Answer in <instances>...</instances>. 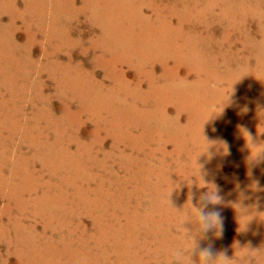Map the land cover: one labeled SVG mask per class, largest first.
<instances>
[{
    "label": "rangeland",
    "instance_id": "1",
    "mask_svg": "<svg viewBox=\"0 0 264 264\" xmlns=\"http://www.w3.org/2000/svg\"><path fill=\"white\" fill-rule=\"evenodd\" d=\"M179 1L0 0V264H264V0Z\"/></svg>",
    "mask_w": 264,
    "mask_h": 264
},
{
    "label": "clouds",
    "instance_id": "2",
    "mask_svg": "<svg viewBox=\"0 0 264 264\" xmlns=\"http://www.w3.org/2000/svg\"><path fill=\"white\" fill-rule=\"evenodd\" d=\"M219 203L220 197L215 189L202 194L196 203H191L195 209L192 217L195 231L202 239H207L209 233L222 235L223 218L220 211L214 207ZM171 254L174 264H219L221 257L227 259L223 253H215L211 243L202 247L196 238L190 248L178 247ZM184 257H187V260Z\"/></svg>",
    "mask_w": 264,
    "mask_h": 264
},
{
    "label": "bare ground",
    "instance_id": "3",
    "mask_svg": "<svg viewBox=\"0 0 264 264\" xmlns=\"http://www.w3.org/2000/svg\"><path fill=\"white\" fill-rule=\"evenodd\" d=\"M98 2H102V3H104V7L107 9V10H109V11H111V13L112 14H115V16H117V14H116V11L117 10H119L116 6H121L120 7V9L122 10V11H124V9H125V7H124V4H123V2H124V0H97ZM125 1H127V0H125ZM139 1V0H138ZM179 1V0H178ZM196 1V0H195ZM180 2V1H179ZM183 2V1H182ZM187 2H190V1H187ZM187 2H185V3H187ZM194 3V2H193ZM99 4V3H98ZM159 4V3H158ZM189 4V3H188ZM181 6V5H180ZM189 7V6H188ZM21 8V7H20ZM142 8V7H141ZM140 10V9H139ZM144 10V9H143ZM183 10V9H182ZM191 10V9H190ZM141 11H139V12H137V13H134L133 14V12L132 11H130V18L131 17H134V21L137 19V23L138 24H140V25H143L142 27H145V25H146V23L147 22H144L143 20H145L146 19V16L143 14V13H140ZM146 12V11H145ZM121 15V14H120ZM94 16V15H93ZM125 16H127V12L125 13L124 12V14H122V16H121V18H124ZM162 16V15H161ZM91 17V16H90ZM97 17V16H96ZM148 18V17H147ZM99 19V18H98ZM140 19H141V23H139V21H140ZM123 20V19H122ZM101 23H102V21H101ZM98 24V23H97ZM206 25V24H205ZM98 26V25H97ZM102 26V25H101ZM118 26V25H117ZM123 27V26H122ZM141 27V28H142ZM205 27V26H204ZM162 28V27H161ZM190 28V27H189ZM192 28V27H191ZM50 29V28H49ZM200 29V28H199ZM202 29V28H201ZM208 30V29H207ZM127 31V30H126ZM135 31V29L133 30V32ZM130 32H132V28L130 29ZM203 33V32H202ZM158 35V34H157ZM96 36V35H95ZM200 36H202V35H200ZM211 36V35H210ZM252 36V35H251ZM255 39V38H254ZM209 41V40H208ZM212 42V41H211ZM215 42V41H214ZM249 42V41H248ZM254 42V41H253ZM208 43V42H207ZM216 43V42H215ZM251 43V42H250ZM247 44V43H246ZM141 45V44H140ZM140 47V46H139ZM250 47V46H249ZM208 48V47H207ZM252 48V47H251ZM209 49V48H208ZM244 49V48H243ZM222 50V49H221ZM231 50V49H230ZM254 50V49H253ZM217 51V50H216ZM225 51V50H224ZM190 54V53H189ZM73 55V54H72ZM235 55V54H234ZM237 55V54H236ZM85 57V56H84ZM232 57V56H231ZM234 57V56H233ZM232 57V58H233ZM79 58V57H78ZM220 59H221V57H220ZM245 59V58H244ZM145 60V59H144ZM1 61V60H0ZM136 61V60H135ZM220 61V60H219ZM250 61H251V59H250ZM259 61V60H258ZM60 62V61H59ZM234 64V63H233ZM251 65H252V63H251ZM40 70V69H39ZM251 73V72H250ZM44 74V73H43ZM46 74V73H45ZM90 78V77H89ZM260 78H262V80H264V77L261 75V77ZM93 79V78H92ZM108 81V80H107ZM240 81V80H239ZM55 82V81H54ZM112 82V81H111ZM219 88V87H218ZM51 90V89H50ZM67 90V89H66ZM31 93V92H30ZM122 93V92H121ZM83 94V93H82ZM241 96V95H240ZM141 97V96H140ZM130 98V97H129ZM131 99V98H130ZM4 101V100H3ZM77 101V100H76ZM31 103V102H30ZM78 105V104H77ZM80 106V105H79ZM141 106V105H140ZM32 107V106H31ZM42 108V107H41ZM208 109V108H207ZM264 109V108H263ZM61 111V110H60ZM38 112V111H37ZM169 112H170V110H169ZM175 112V111H174ZM261 112V111H260ZM31 113V112H30ZM146 114V113H145ZM171 114V113H170ZM86 115V114H85ZM100 115V114H99ZM90 116H91V114H90ZM25 119V118H24ZM41 119V118H40ZM98 119V118H97ZM104 120V119H103ZM14 121V120H13ZM44 121V120H43ZM231 121V120H230ZM241 121H242V119H241ZM244 123V122H243ZM19 131V130H18ZM51 131V130H50ZM35 132V131H34ZM210 132V131H209ZM80 133V132H79ZM213 133V132H212ZM264 135V134H263ZM47 136V135H46ZM74 138V137H73ZM86 138V137H85ZM26 140V139H25ZM192 141V140H191ZM88 142V141H87ZM66 144V143H65ZM68 144V143H67ZM259 146H261L262 145V141H260L259 140ZM24 145V144H23ZM108 146V145H107ZM109 148V147H108ZM30 150V149H29ZM27 152V151H26ZM33 152V151H32ZM95 152V151H94ZM75 153V152H74ZM101 153V152H100ZM175 154V153H174ZM74 155V154H73ZM101 155V154H100ZM199 159V158H198ZM263 160H264V157H263ZM198 161V160H197ZM41 164V163H40ZM248 166V165H247ZM97 170V169H96ZM91 171V170H90ZM102 171V170H101ZM71 172V171H70ZM263 173V172H262ZM50 174V173H49ZM173 174V173H172ZM230 174V173H229ZM232 174V173H231ZM9 175H10V173H9ZM53 175V174H52ZM47 177V176H46ZM51 180V179H50ZM52 181V180H51ZM253 181V180H252ZM55 182V181H54ZM182 182V181H181ZM95 184V183H94ZM92 185H93V183H92ZM42 187V186H41ZM92 188V187H91ZM41 189V188H40ZM95 190V189H94ZM41 191V190H40ZM205 191V190H204ZM35 192V191H34ZM32 193V192H31ZM184 193V192H183ZM35 194V193H34ZM47 198V197H46ZM59 201V200H58ZM143 202V201H142ZM230 221V220H229ZM19 226H21V225H19ZM39 227V226H38ZM39 229V228H38ZM181 234V233H180ZM84 242V241H83ZM5 243V242H4ZM95 249V248H94ZM7 255V254H6ZM234 263V262H233ZM250 264V263H249Z\"/></svg>",
    "mask_w": 264,
    "mask_h": 264
}]
</instances>
